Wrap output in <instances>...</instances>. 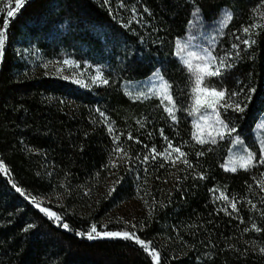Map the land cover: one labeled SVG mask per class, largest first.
<instances>
[{
  "label": "trees",
  "instance_id": "1",
  "mask_svg": "<svg viewBox=\"0 0 264 264\" xmlns=\"http://www.w3.org/2000/svg\"><path fill=\"white\" fill-rule=\"evenodd\" d=\"M7 1L0 0V164L7 169L0 171V264H155L149 251L160 264H264V164L254 135L264 116V18L257 15L264 0H27L8 23ZM196 10L206 23L232 13L214 51L230 67L205 84L234 94L244 109H220V117L256 157L247 170L223 168L233 137L216 144L193 137L194 79L175 43ZM75 20L116 26L134 45L120 73L106 72L105 85L85 89L47 71L74 54ZM156 71L171 86L176 121L160 99L124 92L125 82ZM168 142L191 166L175 153L165 158ZM130 204L129 224L113 219ZM92 225L134 233L148 249L135 240H89Z\"/></svg>",
  "mask_w": 264,
  "mask_h": 264
},
{
  "label": "rangeland",
  "instance_id": "2",
  "mask_svg": "<svg viewBox=\"0 0 264 264\" xmlns=\"http://www.w3.org/2000/svg\"><path fill=\"white\" fill-rule=\"evenodd\" d=\"M26 1L27 0H25V3ZM7 9V12L15 9V0L7 1ZM18 11H15L14 16L18 13ZM229 15L232 18V13L228 10H224L218 20L213 23H206L200 11L196 10L188 25L185 37L177 40L175 43V56L179 59V61L183 64L181 57H186L188 52H195L197 55L215 57L218 63L220 60L215 56L214 51L231 21V18H228ZM257 15L259 18H264V4L257 12ZM14 16L9 17L6 13V22L8 23ZM135 19L137 18L131 17V21H134ZM73 26L74 54L64 60L55 61L49 64L47 66L48 73L68 80L85 89L105 85L100 82L94 83V77L97 73H99L102 78L106 80V72L114 70L120 73L134 53L135 48L133 43L121 32L119 28L113 25H102L75 20ZM177 42H180V44L184 46L185 51L183 53H179ZM65 61H68V63L65 64ZM194 63H199V61H194ZM76 81H79V83ZM164 82H166V80L162 77L160 71H156L147 79L135 82H125L123 84V89L126 95L133 100L158 98L162 101L159 92ZM162 103L165 108L167 102L162 101ZM192 116L194 137V134L196 133L195 125L196 123L202 124V121L198 116L193 114ZM175 117V120H173L172 117L171 119L173 121L177 120V108ZM254 135L260 146L262 158L264 159V116L257 125ZM230 137H233V144L229 156L223 165L224 170L225 166H229L230 160H238L241 156H245L248 152H251L240 139L234 137L233 135L229 136L225 134L223 139L217 137L216 143ZM238 170L244 169L237 166L236 171ZM36 204H39L40 207L46 208L58 216V214L51 208L40 203ZM134 210V205H125L123 208L114 213L113 219L127 225L134 218Z\"/></svg>",
  "mask_w": 264,
  "mask_h": 264
},
{
  "label": "snow or ice",
  "instance_id": "3",
  "mask_svg": "<svg viewBox=\"0 0 264 264\" xmlns=\"http://www.w3.org/2000/svg\"><path fill=\"white\" fill-rule=\"evenodd\" d=\"M25 4V0H15V9L10 10L7 12L9 17L14 16L15 11H18L23 5ZM231 18L230 15L228 17ZM7 24L4 25V29L6 30ZM245 34H250L252 29L244 28L243 29ZM5 31L0 30V59L3 57V48L5 43ZM254 41H244V43L248 44ZM177 48L179 53H183L185 51L184 46L177 42ZM178 53V54H179ZM183 64L185 65L187 71L190 73L191 77H194V87L192 88V106L190 110V114L196 115L202 121L201 123H196V133L194 134V139L199 144L205 143H216L217 137L223 139L225 134L231 136L232 133L235 132L234 128H229L227 124L224 123L223 120L220 119V109H224L225 111L228 109H232L234 111H243L244 109L241 107L240 102L233 100L234 94H228L226 90H218L214 87H209L205 84L207 78L220 76L222 72L227 68L230 67L226 63V60H220L217 63L215 57L210 56H201L197 55L195 52H188L186 57H181ZM194 61H199V63H194ZM65 64L68 61L64 62ZM79 83V81H76ZM93 82H100L103 84H107L108 81L103 79L102 76L97 73L94 77ZM170 85L167 82H164L162 87L160 88V97L162 101H166L165 111L168 113L173 120L176 119L175 112H176V105L175 101L170 93ZM203 110V111H202ZM109 131L111 132L112 129L110 128ZM132 139L131 136L128 137ZM167 139V138H165ZM168 148L171 149L170 152L165 153L166 159H172L173 153L176 155V160H181L182 163L188 165V161L186 159V154L181 151L179 147H173L171 142H168ZM117 151L120 152L122 149L117 148ZM155 158V149L152 150ZM256 161V157L253 153L248 152L245 156H241L238 160H230L229 166H225L226 171L235 172L237 170V166L241 169L247 170L248 168L254 166ZM175 163V160H172ZM259 163L264 164V159H261ZM191 166V165H188ZM0 171L7 172V169L0 164ZM261 188L264 190V181L261 182ZM17 191H20L17 189ZM23 194V193H22ZM220 198L224 200H228L227 196H224L221 193ZM33 203L36 204L35 199L33 198ZM38 208H40L41 212H44L49 218L55 219L56 221L60 220V217L57 216L55 213L49 211L46 208L40 207L39 204H36ZM230 206L233 212L238 211L236 207L235 201L230 202ZM253 207H255L253 205ZM65 229L68 228L67 224L62 225ZM255 228V226H253ZM259 231V229H255ZM81 235H84L81 233ZM97 238H121L126 240H135V243L141 245L148 249V245L140 240L138 237L135 236L134 233L129 232H104L101 233L97 231L95 225H92L91 230L87 233V239L94 240ZM264 251V249H262ZM152 259L155 261V264H160V256L159 253L156 251L150 252Z\"/></svg>",
  "mask_w": 264,
  "mask_h": 264
}]
</instances>
